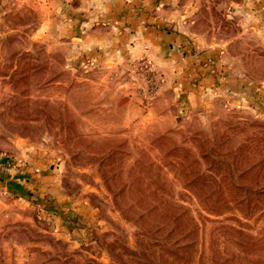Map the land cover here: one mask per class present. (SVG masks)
Here are the masks:
<instances>
[{
	"label": "rangeland",
	"instance_id": "1",
	"mask_svg": "<svg viewBox=\"0 0 264 264\" xmlns=\"http://www.w3.org/2000/svg\"><path fill=\"white\" fill-rule=\"evenodd\" d=\"M154 3L0 0V156L44 179L0 190V264H167L169 204L207 232L199 193L263 176L264 7Z\"/></svg>",
	"mask_w": 264,
	"mask_h": 264
},
{
	"label": "trees",
	"instance_id": "2",
	"mask_svg": "<svg viewBox=\"0 0 264 264\" xmlns=\"http://www.w3.org/2000/svg\"><path fill=\"white\" fill-rule=\"evenodd\" d=\"M183 167L179 163L177 170L180 175ZM210 178L215 181L213 176ZM219 179L218 184L224 182L225 185L220 186L218 191L199 193V198L203 196L207 199L211 195L215 198L213 203H205L202 208L217 216L233 211V218L205 217L204 225L206 220L219 223L206 232L181 205L169 204L166 214L169 220L167 264H264V221L256 234L247 231L249 227L244 221L255 215L264 218V174L259 176L250 169L241 170L236 184L231 180L230 173L221 174ZM247 183L254 186H247ZM229 201L235 204L228 205ZM257 209L260 211L255 213ZM227 247H230L229 251ZM197 250L200 253L196 260Z\"/></svg>",
	"mask_w": 264,
	"mask_h": 264
},
{
	"label": "crops",
	"instance_id": "3",
	"mask_svg": "<svg viewBox=\"0 0 264 264\" xmlns=\"http://www.w3.org/2000/svg\"><path fill=\"white\" fill-rule=\"evenodd\" d=\"M257 1V5H261L264 7V0H246V3L251 7L255 6V2ZM154 4L156 7L155 0H133L134 4ZM143 22V20H140ZM138 30L147 31L146 29L140 25ZM35 174H29V167L27 165H16V167L10 166V160L6 157L0 156V190L12 197L15 198H26L27 200H31L29 198L32 197V188H36V190L41 189L43 186V173L38 171V169L34 168ZM40 172V173H36ZM32 201H37V198L32 199Z\"/></svg>",
	"mask_w": 264,
	"mask_h": 264
}]
</instances>
